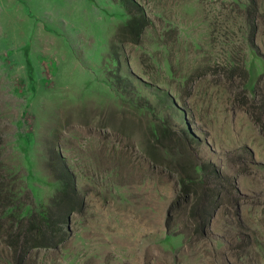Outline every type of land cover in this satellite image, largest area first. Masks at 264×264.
<instances>
[{"label":"rangeland","instance_id":"obj_1","mask_svg":"<svg viewBox=\"0 0 264 264\" xmlns=\"http://www.w3.org/2000/svg\"><path fill=\"white\" fill-rule=\"evenodd\" d=\"M135 1L137 43L119 0H0V180L38 211L61 155L84 200L27 253L0 208V264H264V0ZM196 164L222 189L202 237Z\"/></svg>","mask_w":264,"mask_h":264},{"label":"trees","instance_id":"obj_2","mask_svg":"<svg viewBox=\"0 0 264 264\" xmlns=\"http://www.w3.org/2000/svg\"><path fill=\"white\" fill-rule=\"evenodd\" d=\"M123 5L127 19L117 32L116 38L121 42L137 43L149 21L143 7L135 0H119ZM251 75V74H250ZM121 77H117V85ZM254 84L250 92L254 91ZM167 128L162 127L160 135L169 137ZM159 136V135H158ZM47 167L52 178L57 182L54 194L49 197L47 203H41L38 211H29L28 203H19L16 199V191L12 186L16 175L8 170L5 180H0V208L3 219L9 220L7 227V245L15 253H27L33 248H47L55 245L63 237V224L67 223L70 215L81 211L84 200L79 195L73 173L61 155L55 159L48 158ZM199 173L194 171L180 183L179 191L185 193L186 209L195 231L199 230V237L204 236L206 227L210 221L213 205L216 197L222 192L219 182L212 187H207L205 173L207 166L196 164L194 166ZM216 175L221 173L216 171ZM10 181L8 182V178ZM8 179V180H7ZM202 182L197 183L196 180ZM10 184V186H9ZM1 219V218H0ZM0 226L2 223L0 222Z\"/></svg>","mask_w":264,"mask_h":264},{"label":"water","instance_id":"obj_3","mask_svg":"<svg viewBox=\"0 0 264 264\" xmlns=\"http://www.w3.org/2000/svg\"><path fill=\"white\" fill-rule=\"evenodd\" d=\"M58 244H59V242H56V243H55V246L58 245Z\"/></svg>","mask_w":264,"mask_h":264}]
</instances>
